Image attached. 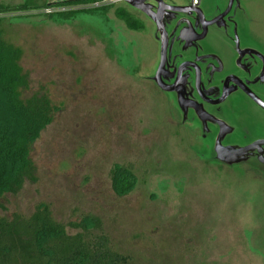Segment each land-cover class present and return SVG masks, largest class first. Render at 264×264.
<instances>
[{
  "label": "rangeland",
  "instance_id": "rangeland-1",
  "mask_svg": "<svg viewBox=\"0 0 264 264\" xmlns=\"http://www.w3.org/2000/svg\"><path fill=\"white\" fill-rule=\"evenodd\" d=\"M241 1L264 46V0ZM103 3L0 14L2 37L21 51L25 95L46 94L54 107L31 147L37 181L4 194L0 215H30L41 202L65 223L91 212L131 264H264V176L192 150L197 141L147 79L160 51L155 24L147 19L143 30H131L114 8L50 16ZM125 165L133 166L135 184L117 195L111 172Z\"/></svg>",
  "mask_w": 264,
  "mask_h": 264
},
{
  "label": "flooded vegetation",
  "instance_id": "flooded-vegetation-1",
  "mask_svg": "<svg viewBox=\"0 0 264 264\" xmlns=\"http://www.w3.org/2000/svg\"><path fill=\"white\" fill-rule=\"evenodd\" d=\"M146 2L157 6L155 0ZM164 2L196 6L175 12L166 25L164 59L157 25L133 8L144 23L149 19L155 24V36L160 42L157 62L147 79L166 96L181 128L197 141L191 146L196 154L225 165L214 160L217 139L222 134L223 146L244 147L258 142L254 158L225 166L247 165L264 176V46L251 30L247 2ZM158 73L163 88L154 79Z\"/></svg>",
  "mask_w": 264,
  "mask_h": 264
},
{
  "label": "trees",
  "instance_id": "trees-1",
  "mask_svg": "<svg viewBox=\"0 0 264 264\" xmlns=\"http://www.w3.org/2000/svg\"><path fill=\"white\" fill-rule=\"evenodd\" d=\"M105 0H61L56 3H27L15 7L0 6V14L29 11L44 7L94 4ZM113 3L91 8L59 10L50 16L78 11L114 8L116 18L131 30H143L145 23L133 8ZM20 49L7 42L0 33V198L19 192L27 182L37 181V168L31 147L51 123L54 107L46 94L25 95L28 75L19 64ZM132 165L112 170V187L117 195L126 194L135 184ZM67 226L78 231L68 233ZM0 264H131V258L118 250L106 232L102 220L91 212L79 222L55 219L51 205L39 203L30 215H0Z\"/></svg>",
  "mask_w": 264,
  "mask_h": 264
},
{
  "label": "water",
  "instance_id": "water-1",
  "mask_svg": "<svg viewBox=\"0 0 264 264\" xmlns=\"http://www.w3.org/2000/svg\"><path fill=\"white\" fill-rule=\"evenodd\" d=\"M128 5L132 8L139 10L146 16H148L153 22L157 25V31L161 34V53L162 58L164 59L165 53L167 50V39H166V25H168L172 21V16L174 17L175 12H183L189 7H195L196 5L191 3L188 6H174L169 5L164 2V0H155L157 1V6L153 7L151 4L147 3L146 0H125ZM201 11L200 9H197ZM163 61V60H162ZM163 64V62H162ZM161 64V66H162ZM159 73L157 77L154 79L159 87L163 88L161 82L159 81ZM223 135L217 139L216 147H215V155L214 160L225 165H236L247 162L249 159L254 158L253 151L256 147H258L259 143H253L249 146H237V145H229L223 146L221 141Z\"/></svg>",
  "mask_w": 264,
  "mask_h": 264
},
{
  "label": "built area",
  "instance_id": "built-area-1",
  "mask_svg": "<svg viewBox=\"0 0 264 264\" xmlns=\"http://www.w3.org/2000/svg\"><path fill=\"white\" fill-rule=\"evenodd\" d=\"M106 1V3H103V4H109V3H112V2H107L108 0H105ZM105 1H102V2H105ZM117 1H125V0H117ZM102 2H96V3H94V4H99V3H102ZM126 2V1H125ZM193 2L194 3H196L197 2V0H193ZM96 6H99V5H96ZM63 10H65V9H63ZM59 11V10H58Z\"/></svg>",
  "mask_w": 264,
  "mask_h": 264
}]
</instances>
